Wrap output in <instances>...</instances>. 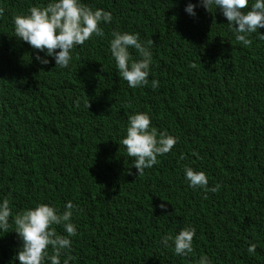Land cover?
Instances as JSON below:
<instances>
[{"label": "trees", "instance_id": "1", "mask_svg": "<svg viewBox=\"0 0 264 264\" xmlns=\"http://www.w3.org/2000/svg\"><path fill=\"white\" fill-rule=\"evenodd\" d=\"M83 2L93 10L110 11L113 19L100 25L103 39L94 37L73 50L68 68L55 67L50 59L47 65L33 60L30 74L15 78L18 69L2 62L7 69L0 68V197L9 199L13 215L40 202L61 212L67 201L78 205L82 211L72 217L77 235L71 237L70 264H198L202 255L211 264H264V89L254 90L261 136L249 148L236 147L245 156L238 164L220 158L228 145L206 152L189 129V120L202 122L205 117L199 96L204 56L245 46L235 41L220 16L199 42L186 33L181 28L185 5L197 0ZM46 3L0 0V46L13 27V16ZM113 31L153 40L152 55L164 53L180 69L172 72L156 62L148 85L133 89L120 82L107 88L106 81L118 76L108 51ZM184 52L193 54L191 63ZM153 78L159 81L155 90ZM129 103L147 108L158 135L178 138L157 165L140 175L120 143L127 120L118 111ZM216 107L212 102L214 112ZM91 110L101 116L97 132L76 125ZM214 164L237 181L225 209L215 214L202 203L179 218L167 214V202L185 191L184 167L210 178L207 170ZM188 226L196 229L192 253L180 257L162 246L161 236ZM250 244L256 245L253 253L247 251ZM19 247L14 226L0 232V264H19L14 261Z\"/></svg>", "mask_w": 264, "mask_h": 264}, {"label": "clouds", "instance_id": "2", "mask_svg": "<svg viewBox=\"0 0 264 264\" xmlns=\"http://www.w3.org/2000/svg\"><path fill=\"white\" fill-rule=\"evenodd\" d=\"M184 11L186 18H182L181 28L197 42L220 16L235 41L245 46L204 56L205 78L199 96L205 117L202 122L189 120V129L204 151L213 152L221 143L228 145L226 154L220 158L238 164L245 156L239 154L236 147L249 148L262 130L260 122L256 121L259 115L254 90L264 89V0H197L195 4L188 2ZM3 14L4 9L0 8V19ZM112 19L110 11L93 10L83 0H47L46 4L30 6L25 13L12 18L13 27L0 46V68L7 69L4 63L16 67L15 78L30 74L33 60L47 65L50 59L55 67L68 68L73 50L94 37L103 39L105 33L100 25ZM152 44L153 40H141L138 33L113 31L108 51L118 76L106 81V87L120 82L133 89L148 85L156 62L172 72L180 69L164 53L152 55ZM171 47L175 53L176 47ZM184 53L191 63L193 54ZM150 83L153 90L159 87L155 78ZM212 102L217 103L215 112ZM118 115L127 120L126 135L120 143L125 146L128 157L133 158L132 166L138 175L157 165V158L164 157L178 143L173 135L157 134L145 106L124 104ZM100 119L101 116L91 110L76 125L84 131L97 132ZM207 172L211 173L210 178L202 170L184 167L187 184L181 182L185 191L172 204L167 202L165 212L179 218L202 203H207L215 214L223 211L231 189L236 192V178L233 173L223 174L215 164ZM81 211L72 201L64 204L62 212L53 204L40 202L13 215L9 199L0 197V232L7 233L10 226H14L20 241V247L14 251V261L19 264H70L74 259L69 254L71 237L77 235L72 217ZM55 226H60L63 234ZM195 232L194 227L188 226L175 235L161 236L160 242L164 248L170 247L174 255L184 257L193 252ZM255 247L250 244L247 251L253 253ZM198 264H211V261L202 255Z\"/></svg>", "mask_w": 264, "mask_h": 264}]
</instances>
